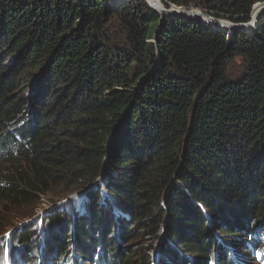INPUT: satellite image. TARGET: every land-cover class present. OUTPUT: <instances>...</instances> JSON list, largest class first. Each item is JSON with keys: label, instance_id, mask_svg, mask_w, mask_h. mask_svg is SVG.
Listing matches in <instances>:
<instances>
[{"label": "trees", "instance_id": "trees-1", "mask_svg": "<svg viewBox=\"0 0 264 264\" xmlns=\"http://www.w3.org/2000/svg\"><path fill=\"white\" fill-rule=\"evenodd\" d=\"M120 1L0 0V206L89 190L79 214L68 199L42 218L51 230L19 228L13 263L38 264L40 242L50 264L264 262V16L228 31ZM162 2L239 25L264 0ZM39 72L29 99L20 78ZM137 233L167 236L165 257L121 248Z\"/></svg>", "mask_w": 264, "mask_h": 264}, {"label": "rangeland", "instance_id": "rangeland-1", "mask_svg": "<svg viewBox=\"0 0 264 264\" xmlns=\"http://www.w3.org/2000/svg\"><path fill=\"white\" fill-rule=\"evenodd\" d=\"M126 1L127 0H123V1H120V2L121 3H125ZM145 1L149 4L148 0H145ZM159 1H161V3L165 6V4L162 2V0H159ZM109 2H111V0H109ZM156 2H158V1L156 0ZM109 4H110L111 7L115 6V5H112L111 3H109ZM257 4H263V3H257ZM257 4H255V5H257ZM255 5L253 6V9H254ZM173 6H175V5H171L170 7H166V6L165 7L167 9H169V8H172ZM253 9H252V13H253ZM191 10H194V11L201 12L203 14H208V15L212 16L211 14H209V13L203 11V10L194 8V7H192ZM252 13H251V16H250V21L247 22V23L254 22V20L252 18ZM213 17L215 18V16H213ZM217 19H221L225 23L233 24V22H231V21H229L227 19H223V18H217ZM210 24L214 28H221L223 30H228V31L231 29L230 31H232L231 27L230 28L227 27V26H219V27H217L213 23H210ZM242 24H245V23H242ZM243 31L248 32L249 30L248 31L247 30H243ZM5 56L7 57V55H5ZM41 74L42 73H40V72L37 73V75H39V76H37L35 78H32V79L28 78V77H24V76L20 78V84L21 85L23 84L24 80L27 83H30L31 85H33L32 87L29 86L28 92L26 93L27 97L29 99L35 93V90H38L37 85H38V80H39V77H40ZM30 104L31 103H29V105ZM30 113H32V109H29V114ZM1 171L2 170H0V172ZM115 174H116L115 172H113V171L111 172V175H112L113 178H115L114 177ZM105 180H107V178H105ZM105 180L101 181L102 184H106ZM263 186H264V183H263ZM71 190H74V189H72L69 184H65L64 186H59V187L55 186L54 190L52 191L53 193L51 192L48 195H38L39 196L38 201L37 200H33L31 202V204H29V205L24 204V205H21V206L15 208V209H8L5 206H0V247L4 248L3 253L0 254V261H1L0 264H14L13 260H12V257H13V253L16 252V250H17V245H13L12 246L11 242L17 236V234H18L17 231H19V228H24V230L25 229H29V228L34 226L33 225L34 222H38L39 221L40 224L37 227L38 230H39V233H40V231L42 229V227H41L42 222L45 223V227H44L45 230L46 229H50L51 230L52 223H50V222L46 223L44 221L46 219L45 217H47L50 214L54 215V212H55V210L57 208H60V209L62 208V206H59V204H61L62 201H64V203H66L68 201V199H69L68 202L70 204L64 205L66 209L68 207L67 211H69V213H70V215L72 217H73L74 214H79L78 210L82 207L83 197L87 196L89 192L85 195V194H80V193H83V192H76L77 190H75L73 193H70ZM115 200L116 201L119 200L118 202H121V206L123 205L122 202H124V205L122 206L121 209H118V207L114 206L113 203L110 201V203L112 204V206H111L112 207L111 208L112 215H117V213H121V212H128V209L125 207V205L129 206L130 204L127 203V201L122 200V199H120L118 197H116ZM262 200L264 201V198ZM161 206L163 207V203H161ZM261 211H263L261 213L264 215V205H263V208H262ZM156 212H158V211H156ZM166 216H165V218H166ZM42 218H44V220H42ZM121 219H124V218H121ZM131 223L132 222L128 223L129 229L131 228V225H130ZM219 231H220V228H219V230L217 229V231H215L213 233V234H215V236L217 238H219V237L221 238V234H220ZM36 235L38 236L37 232H36ZM144 236H145L144 233L133 234L131 236V238L132 237H136V238H138V240H134L129 245H127V243H125V241L122 240V242L120 243V246H121V248L124 247V246H127L125 249H127L129 251L130 250L131 251H136V250L143 251L144 249H150V248H148V246H152L154 248V250H155L154 254H153L155 261H157L159 259V257L160 258L165 257L162 254V249L165 247V245H167V243L164 242V241H167V236H166V238H165V240L163 241L162 244H160L161 234H158L157 238H156V236H153L152 238L151 237L144 238ZM98 239H99V236H98ZM38 240H39V238H35L33 243H37ZM168 246H169V249L171 251L177 252L178 255H180L179 251H181L184 256L187 255V253L185 251L186 249L184 248V246H185L184 241H182V245H177L175 247H172L170 245H168ZM259 247L261 249H263L264 245H259ZM228 251L230 252L232 250L228 249ZM20 252L23 255H26V250H22ZM242 252L244 253L243 254V257H244L243 260L244 261L249 262L250 264H264L263 261H259V259H258L259 255L257 254V252H255L254 255H252V253L248 252V251H242ZM31 257L32 258L37 257L38 264H49L50 263L49 259L47 261L45 260V258L48 257V255L46 254V250L44 248V244L41 243V242H40L39 248L36 250L35 254L32 255ZM180 257H182V256H180ZM19 264H23L22 261L19 260ZM207 264H209V263H207Z\"/></svg>", "mask_w": 264, "mask_h": 264}, {"label": "water", "instance_id": "water-1", "mask_svg": "<svg viewBox=\"0 0 264 264\" xmlns=\"http://www.w3.org/2000/svg\"><path fill=\"white\" fill-rule=\"evenodd\" d=\"M149 4H150V7L153 8L154 10H156L157 12H159L163 18L164 17H172V18H182L184 20H203V21L214 23V24H221V25L227 26L229 28L231 27L232 31H234V30H247L248 31L253 26H256L253 30H251V33L255 32L258 29L260 22L264 16V2L262 4L263 6H262L261 17L259 18L258 23L254 24V25H252V22L240 24V25L225 23L221 19L214 18L213 16H210L208 14H203L201 12H197V11H194L191 9L190 10L184 9V8L177 7V6H173L172 8H169V9L166 8V9L160 11L155 6H153L150 2H149ZM102 180H103V176H101L97 182H101ZM88 192H89V190L85 191L84 194H87Z\"/></svg>", "mask_w": 264, "mask_h": 264}, {"label": "bare ground", "instance_id": "bare-ground-1", "mask_svg": "<svg viewBox=\"0 0 264 264\" xmlns=\"http://www.w3.org/2000/svg\"><path fill=\"white\" fill-rule=\"evenodd\" d=\"M150 1L153 2L154 4H152ZM150 1H149V2H150L153 6H155L157 9H159L160 11H162V10L165 9L164 6L161 5L160 3L156 2V0H150ZM156 3H158V6H159L161 9L158 8V7L156 6ZM261 14H262V9L260 10L259 15L257 16L256 20H254V22H252V25L258 23L259 18L261 17ZM209 23H211V22H209ZM213 24H214V23H213ZM214 25L217 26V27H219V26H223V25H221V24H214ZM255 27H256V26H253V27L251 28V30H253ZM248 32H249V31H248ZM249 33H251V31H250ZM80 194H84V192H83V193H80ZM78 195H79V194H78ZM248 261H249V260H248ZM49 264H50V263H49ZM244 264H250V263L244 261Z\"/></svg>", "mask_w": 264, "mask_h": 264}]
</instances>
